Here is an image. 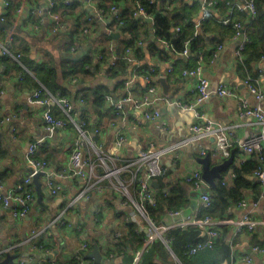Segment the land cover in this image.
<instances>
[{
	"label": "crops",
	"instance_id": "0c3cea01",
	"mask_svg": "<svg viewBox=\"0 0 264 264\" xmlns=\"http://www.w3.org/2000/svg\"><path fill=\"white\" fill-rule=\"evenodd\" d=\"M186 1L192 2L193 0ZM9 3H11V9L10 7L8 9L11 11V22L9 29L5 31L0 29V42L4 43L13 32L22 38L21 44L17 40L13 42V49L19 50L15 54L19 55H13L11 50L9 55L24 70L19 71L18 69L17 71L15 68H11L7 73L8 76L3 77L4 81L0 89V112L5 119L0 125V144L1 148L7 151L5 156L0 157V173L4 176V179L1 180V190L3 192L9 190L30 169L25 154L31 141L41 139L35 157L47 160L48 166L45 173L40 174L38 178L41 191L40 199L38 200L34 184L35 202L25 216L15 218L11 215L9 208L0 205V248L11 247L0 259L4 258L6 253H15L12 249L20 244L23 246L24 252L20 255L16 253V257L35 256L37 261L43 263L71 264L70 260L83 240L97 237L100 243H106L111 231L120 223V218L116 213H126L130 216L134 211L130 204L123 203V195L115 181L105 175L106 169L120 167L121 171L127 170L128 168H122L124 162L131 160L140 149L147 147L150 142L159 148L188 139L183 145L177 147L175 153L168 152L163 155L162 160L167 167L166 171L156 178L158 185L150 184V187L156 193L158 191L169 192L180 185L189 200L188 205L184 208L191 206V215L196 202L193 199L194 191L186 181V175L192 169L200 168L197 158L202 154H209L211 164L223 159L216 148L213 136L202 139L204 153L200 152L196 141L189 140L192 134L189 127L199 120L194 115L195 109L202 114L199 121L213 120L216 125L224 127L229 136L233 160L223 171L225 179L230 177L232 164H240L250 156V153L246 152L240 144L251 131L260 130L261 125L256 122V118L252 114H245L240 110V98H245L249 105H255L257 100L247 90L243 79L236 72L234 49L241 42V36L236 32L232 33L231 31L230 35L227 34L221 38L222 46L217 56L212 60L211 56L204 57L200 71L201 75L208 78L212 88L220 83H228L236 87V95L218 96L212 94L208 99L195 105V108H184L180 103L193 104L195 102L197 75L182 74L183 68H189L182 60L185 55L174 51L165 40L157 38L152 31V16L144 17L149 33L142 42L143 60L157 68V73L153 75L158 96L154 105L161 113L160 119L150 120L142 117V108L125 103L122 108L117 109L112 103L113 100L128 91L139 95L144 93L146 82L142 74L136 73L133 69V65L139 64V62L130 60L126 71L120 74L119 78L108 77L104 69H100L93 76L86 77L85 82L78 78L64 79L61 75L59 63L61 59L81 57L96 46L94 60L97 62L101 57L100 46H113L121 36L115 23L110 25L112 10L111 8L106 9L105 5H102L105 3L104 0H71L65 9L58 7V4L51 6L48 0H9ZM115 6L117 9L129 8L132 6V1L120 0ZM4 10L3 0H0V16ZM52 11L63 15V28L58 30L53 28V19L50 15ZM199 14L200 4L194 16L195 21ZM83 22L88 24L86 26L89 30L85 33L80 32L79 37L69 45L68 42L71 39L70 36H73V31ZM112 31L119 32V35L112 37L110 35ZM206 37L209 36L206 35ZM211 37L213 36L211 35ZM151 42L155 49L150 47ZM24 44L28 45L25 49H23ZM67 45L69 46L67 47ZM21 55H27L34 63L47 60L49 56L54 57L57 81L67 88V94L64 96H67L74 105L72 116L76 120H86V137H84L83 148L94 159V175L90 182L88 181L90 185L75 209L68 208L67 205L76 193L86 187L87 180L79 176L61 178L57 174L63 167H66L69 153L79 136V130L70 121L62 107L56 103H50L49 108L53 114L65 119L67 125L65 127L56 126L52 131L45 128L42 111L46 105L30 101V95L36 88L35 84L39 82L33 71L21 63ZM188 63L193 64L192 61ZM258 65L261 69L258 81L264 93V58L258 62ZM169 67L172 68L171 71H168ZM20 72L27 74L25 78H22L23 80L20 77ZM160 76L165 77L166 93L163 91L162 83L158 80ZM127 80L128 83H126ZM97 85L106 86L112 99L109 101L105 96V106L95 112L85 101L79 103L78 94L85 87ZM260 104L264 110V96ZM161 120L166 122L165 127ZM118 135L124 137L120 146L116 144ZM114 155H116L115 158H113ZM131 167L134 169V166ZM130 172L132 174V171ZM46 173H51L54 180L60 183L61 189L57 193H51L46 186ZM217 179L215 178V181ZM133 182L131 175L125 180L129 191ZM211 186L204 183V190L210 193ZM112 189L117 191L113 207L104 206V193ZM246 197L248 204L245 207L232 206L228 211L230 216L225 217L228 220L221 221L217 228L219 229L220 226L219 230L225 237L232 236L235 229L234 220L245 212H249L256 219V226L251 232L243 231L237 235L231 246V256L223 260L221 264H231L233 259L239 260V264H264V251L251 250L254 243L264 246V182L260 184V193L257 197L254 198L253 192L250 190L246 192ZM59 213H63L65 224H49V221ZM158 223L163 224L162 218ZM32 231L34 235L30 239L31 244L42 243L47 247V250L36 249L25 241ZM200 234H202L201 231ZM166 246L169 249V245ZM91 249L85 252L87 253ZM247 253L251 256L250 263L240 260ZM87 258L94 261L93 258ZM176 262L179 263L177 259Z\"/></svg>",
	"mask_w": 264,
	"mask_h": 264
},
{
	"label": "trees",
	"instance_id": "16d2710c",
	"mask_svg": "<svg viewBox=\"0 0 264 264\" xmlns=\"http://www.w3.org/2000/svg\"><path fill=\"white\" fill-rule=\"evenodd\" d=\"M104 1L105 3L102 5H105L106 9H110L112 5H116L120 0ZM238 1L240 0H215L212 13L201 22L196 32L197 27L194 16L199 9L200 0H193L192 2H187L186 0H140L146 13L153 18L152 31L157 38L165 40L178 53L185 47L186 41H189V53L182 59L189 68L195 66L199 54L202 55L203 59L207 56L210 57L216 44L221 42L220 40L223 36L230 35L231 31L232 33L237 31L232 22L224 25L219 21V17L228 11L230 3ZM254 2L256 13L251 20V26L246 30L247 41L244 44L243 57L241 60L236 59V72L241 79H244L247 75L258 78L260 68L256 67L255 64L264 58V0H254ZM69 3H64L60 0L57 6L65 9V7L69 6ZM9 7L11 9V3L7 7L4 19L0 20V29L4 31L9 29L11 22ZM111 12L112 19L110 25L115 23L116 28L121 32V36L115 45L100 46L99 53L101 57L97 62L94 60L96 58L94 53L97 48L96 46L81 57L61 59L59 63L61 75L64 79L78 78L85 82L86 77L93 76L100 69H104L105 74L110 78H119L120 74L126 71L132 59L135 62H139L138 66H136V63L133 65L136 73H150L152 76L157 73L155 66H150V64H147L143 60L142 42L149 33L146 19L142 16H134L132 14L133 6L120 8ZM232 16L236 20L245 22L248 18V13L245 9L235 10ZM86 25L88 24L83 22L73 31V36H70L71 39L68 42L69 45L74 42V39L79 37L80 32H82V26ZM176 26H178V29H176ZM206 35L209 37H206ZM211 35L213 37L210 38ZM14 40H17L19 44L23 41L17 33L13 32L11 34L10 50L13 52V55L19 51L13 49ZM139 41L140 43H138ZM27 46V44H24L23 49L27 48ZM150 47L155 49L153 42L150 43ZM127 48L130 49L129 52H126ZM113 53L116 54V58L110 62ZM20 61L35 74L39 82L35 84L36 88L43 86L50 93L60 96L67 94V88H64L57 81L54 57L49 56L47 60L34 63L27 55H21ZM189 61H192L193 64L188 63ZM0 67V89L4 81L3 77L5 75L8 76L7 73L10 72L11 68H15L17 71L18 69L19 71L24 70L8 53H0ZM151 67L153 70H150ZM19 74L21 75V79L27 76L26 72H20ZM108 91V88L104 85L90 86L80 90L79 92L81 93L78 94V97L90 105L95 112H98L105 106V94H108ZM6 154L7 151L1 148L0 157ZM263 159L254 151L240 164H232L231 173L233 175H230L229 179H225L222 176L215 181L209 193L212 197V205L208 208H202L199 214H207L217 219L228 217L230 216L228 213L229 209L232 206L238 205L240 199L246 198L247 191H252L254 198L257 197L260 193L261 183L253 176L258 165L264 161ZM127 170L132 171L133 168L130 166ZM127 170L120 171L119 173V178L124 182L131 175V172ZM0 176L1 180H3L4 176L1 173ZM138 182V178H136L130 187L133 198H137L138 196ZM193 194L195 195L196 193L193 192ZM116 197V190L106 191L103 197L104 206L113 207V201ZM188 201L184 189L180 185H177L169 192H156L155 202L151 203L145 200L144 206L146 213L154 218L156 222H160L163 215L169 211L184 208L188 205ZM116 214L120 218V223L111 231L105 245L100 243L97 237H92L87 240V250L91 249L94 243H97L104 257L112 258L122 255V262L113 264H125L131 260L133 252L142 246L146 232L144 229H138L136 222L131 220L126 213L118 212ZM116 231L119 232L118 235H116ZM222 235L224 234L222 233ZM166 236L168 237L169 249L162 240L159 238L154 239L143 251L141 264H221L223 260L231 256V246L234 243V240L231 242L222 240L212 247H205L192 255H188L185 252L184 245L204 238V235L200 234V229L197 225L190 224L184 228L172 226L167 229ZM12 251L20 255L23 254L24 249L19 244ZM87 253H84L85 257H87ZM172 253L179 263L176 262ZM4 254L5 252L0 253V258ZM70 262L71 264H77V260L74 257L71 258ZM90 264L99 263L91 262Z\"/></svg>",
	"mask_w": 264,
	"mask_h": 264
},
{
	"label": "built area",
	"instance_id": "2783aa9c",
	"mask_svg": "<svg viewBox=\"0 0 264 264\" xmlns=\"http://www.w3.org/2000/svg\"><path fill=\"white\" fill-rule=\"evenodd\" d=\"M60 0H48L51 6H55L59 3ZM64 3H69L71 0H62ZM133 6V15L134 16H149L140 0H131ZM215 3V0H200V14L196 21V32L198 31V27L201 22L212 13V7ZM9 5V0H3L4 12L0 16V19H4V14L6 13L7 7ZM111 10H117L115 5H112ZM245 9L248 13V18L245 22H241L236 20L232 15L235 10ZM38 11V10H37ZM256 13L255 2L254 0H240L238 2L230 3L228 11L219 17V21L227 25L229 23H233L236 27V34L241 36V42L234 49V54L236 59L241 60L243 57V50L245 41H247V32L246 30L251 26V20L254 18ZM51 18L53 19V28L58 30L63 28L64 26V17L63 15L57 12H51ZM89 18V17H87ZM178 29V26H176ZM89 29L87 26H82V32H87ZM10 43L11 36L7 37L4 43L0 42V53H10ZM140 43V41L138 42ZM222 43L219 42L215 49L212 51L211 60L214 59L220 48ZM130 49L127 48L126 52H129ZM189 53V41L187 40L185 43V47L181 50L180 54L187 55ZM19 54H16L18 56ZM113 59L116 58V54H113ZM203 62V57L201 54L198 55L197 62L194 67L191 68H183L182 74H193L197 75V82L195 84V92L196 99L193 104L188 103H180L184 108H195L194 106L198 103L208 99L212 94H216L218 96H235L236 95V87L230 85L228 83H220L215 87L210 86V82L207 77L200 74L201 65ZM138 66V64H136ZM171 67L168 68V71H171ZM152 70V69H151ZM261 71V69H259ZM139 74V73H138ZM145 82L146 88L142 95H139L133 91H128L124 95L119 98L113 100V106L117 109L122 108L125 103H130L135 107L142 108V117L144 119H160L161 113L160 110L154 105L155 99L157 96L156 85L154 83L153 76L150 73H141ZM129 81L127 80L126 83ZM243 83L246 86L247 90L256 98L257 103L255 105H249L245 98L239 99V106L242 113L252 114L256 118V122L261 125V129L258 131H251L247 138H245L241 142V147L248 153L257 152L260 158L264 157V110L262 105L260 104L261 99L264 96V93L260 87L259 81L257 77L252 75H247L243 79ZM44 90V91H43ZM106 98L111 101V96L109 94L105 95ZM30 101L38 104L46 105V108L42 111V117L45 122V128L49 131H52L54 127H65L67 125V121L60 116H56L52 113L49 108L50 103H56L62 107L63 111L66 112L70 121H72L79 130V136L74 142V145L69 153L68 163L66 167H63L60 172H58V176L63 178L66 176H79L83 177L87 180V182L91 180L94 175V159L83 148L84 145V137H86V129H85V120L79 119L76 120L72 116V112L74 110V105L71 100L67 96H60L58 94L50 93L44 89L43 86L35 88L31 95ZM84 100L82 98L79 99V103H83ZM194 115L197 119L200 120L202 118V114L195 109ZM196 120L189 127L192 134L189 137V140L192 139L197 142L200 147V152L204 153V149L202 146V139L207 136H213L215 140V145L217 150L219 151L222 158L228 157L230 154V140L227 132L224 130V127L216 125L213 120L204 119L202 121ZM5 121L4 117L0 112V125ZM163 126H166V122L161 120ZM124 140L123 135H118L116 137V144L120 146ZM188 139H183L172 143L165 147L156 148L153 143H149L147 147L142 148L139 152L129 161L122 165V168H128L130 166H134L132 170L131 179L134 181L138 178L139 190L137 198H133L131 192L127 188V185L120 178H117L120 192L123 195V203H128L134 209V211L130 214V219L136 222L138 229H145L146 236L144 237V241L141 247L137 248L133 252V256L131 260L125 264H141V256L143 251L147 248V246L156 238H160L166 245H168V237L165 232L168 228L172 226H177L180 228H184L190 224L197 225L204 235V238L198 240L193 243H186L184 245L185 252L188 255H192L203 249L205 247H212L219 241L226 240L231 242L236 240L237 235H239L243 231L251 232L254 230L256 226V219L252 217L249 212H245L241 217L236 218L234 220L235 229L233 231L232 236L225 237L222 235L220 230L217 228V225L221 221L228 220L227 218H214L210 215H200L199 212L202 208H208L212 205V197L211 195L204 190V179L202 178L201 168H194L186 175V181L190 184L192 190L196 193L193 199L196 202V206L194 207L193 213L187 218L180 219L178 221H174L170 225H164L156 222V220L150 217L146 211L144 206V201L148 200L151 203L155 202V193L150 187V183L147 181V178L156 179L157 177L163 175L166 171V166L163 163L162 157L164 154L168 152L175 153L177 147L183 145ZM41 144V139H35L31 141L28 145V149L26 151V159L30 164V169L28 172L17 182L14 183L12 187L6 192L1 190V176H0V205L5 208H9L11 215L15 218H21L25 216L32 205L35 202V189L33 183V175L38 172L46 171L48 166V162L44 159H39L35 157L36 150L38 146ZM177 155V154H175ZM203 155V154H202ZM116 155L113 156L115 158ZM264 160V159H263ZM120 167H115V169H110L109 167L106 169L105 175H115L117 172H120ZM47 178L45 180L46 186L50 190L51 193H57L60 189V183L56 182L52 177L51 173H46ZM230 175L233 173L230 172ZM254 177L260 182H264V161L258 165L257 169L254 171ZM89 182L86 184V187L80 190L73 198L69 201L67 207L71 209H75L76 205L85 194L86 189L89 187ZM207 184V183H206ZM248 204V199L242 198L239 200L238 205L241 207H245ZM181 210V209H180ZM180 210L169 211L170 214L177 213ZM49 224L61 225L65 224V219L63 217V213H59L55 217H53ZM34 231V230H33ZM32 231L31 235L25 239L27 243H30V239L33 237L34 232ZM116 235L119 234L118 231L115 232ZM33 245V244H31ZM87 240H83L77 250L74 252L73 257L77 260V264H90L91 262L87 257H85L84 253L87 250ZM105 245V243H103ZM32 247L36 249H44L47 250L42 243L33 245ZM11 247H6L5 249L0 248V253L8 252ZM252 251H264V246L259 244H254L251 246ZM241 261H245L247 263L251 262V256L249 253L243 255L240 258ZM239 260H232L231 264H239ZM11 264H50V262H40L37 261L35 256H19L15 257Z\"/></svg>",
	"mask_w": 264,
	"mask_h": 264
},
{
	"label": "water",
	"instance_id": "95a60500",
	"mask_svg": "<svg viewBox=\"0 0 264 264\" xmlns=\"http://www.w3.org/2000/svg\"><path fill=\"white\" fill-rule=\"evenodd\" d=\"M147 19L150 20V18H147ZM110 35L112 37H117L119 35V32L112 31L110 32ZM255 66L258 67L259 66L258 63H256ZM158 80L162 83L163 91L166 93L167 83H166L165 77L160 76ZM92 129H94V127H92ZM197 160L200 163L201 174H202V178L204 179V181L208 185H214L215 178H221L223 176V171H225L230 165V163L232 162L233 153L231 151L228 157L223 158L221 161L215 164L210 163V156L208 153L199 156ZM43 173L44 172L42 171V172L35 173L33 175V182L35 184V187L38 193V200L40 199V196H41L40 182L38 178H39V175ZM147 181L154 186L158 185V182L156 179L147 178ZM191 211H192V207L188 206L186 208L181 209L177 213L170 214L168 212L162 217V223L164 225H170L174 221L187 218L190 215ZM16 256H17L16 253H6L5 257L0 259V264L12 263ZM86 256L93 258L94 262L99 263V264H113V263L122 262V255H118L112 258L104 257L102 253L100 252L97 243L93 244L92 249L86 254Z\"/></svg>",
	"mask_w": 264,
	"mask_h": 264
},
{
	"label": "rangeland",
	"instance_id": "374dc122",
	"mask_svg": "<svg viewBox=\"0 0 264 264\" xmlns=\"http://www.w3.org/2000/svg\"><path fill=\"white\" fill-rule=\"evenodd\" d=\"M110 169L113 170V169H115V167H110ZM119 173H120V172H117L115 175H109V177H111L112 180L115 181V183H116L117 185H119V183H118V181H117V179H116L115 177L119 178Z\"/></svg>",
	"mask_w": 264,
	"mask_h": 264
}]
</instances>
